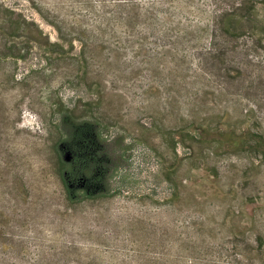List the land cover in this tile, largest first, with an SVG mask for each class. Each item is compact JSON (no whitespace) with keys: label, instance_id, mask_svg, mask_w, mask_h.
I'll list each match as a JSON object with an SVG mask.
<instances>
[{"label":"rangeland","instance_id":"374dc122","mask_svg":"<svg viewBox=\"0 0 264 264\" xmlns=\"http://www.w3.org/2000/svg\"><path fill=\"white\" fill-rule=\"evenodd\" d=\"M220 1L0 0V264H264V148L216 141L264 135V42L211 58ZM57 97L109 129L104 196L65 200Z\"/></svg>","mask_w":264,"mask_h":264},{"label":"trees","instance_id":"16d2710c","mask_svg":"<svg viewBox=\"0 0 264 264\" xmlns=\"http://www.w3.org/2000/svg\"><path fill=\"white\" fill-rule=\"evenodd\" d=\"M6 10L10 15L18 17L14 22L17 24L14 30L19 31L22 23V19H19L21 15L12 10ZM217 12L214 22H211L209 26L211 39L213 40L208 54L211 58L216 60L217 57L221 56L222 60L226 62L228 51L236 50L238 39L249 30L254 31L253 36H256L260 43L264 42V0H239V2L236 0H221ZM66 43L72 45V42L68 41ZM54 46L60 49L63 47L62 44H55ZM6 51V53H3L4 58L17 60L24 58L20 54H14V45L8 44ZM58 53L61 54V52ZM47 60H49V57ZM62 105V101L57 97L54 106L56 109H60L61 112L56 123V138L53 141L52 149L55 156L54 172L59 177L58 180L65 200L67 203H72L80 195L83 198L104 196L106 193H97L95 194L97 196H90L86 194L84 187L79 188L78 186L80 184L83 186L88 185L93 175H97L98 182L107 180L105 177L109 169L104 161L108 158L105 147L108 146L106 143L109 129L93 117L83 119L72 115V112L62 111L63 108H67L64 105L61 107ZM233 135L230 131H223L216 141L234 150L241 149L246 145L253 149L264 148V135L262 134L254 136L252 142H248L245 137ZM91 145L99 150V153L92 157L94 161L99 160V164H95V166H89L88 160L82 157L84 149L91 147ZM66 153L71 156L69 161L65 160ZM165 181L172 185L169 178H165ZM173 189L175 191V186Z\"/></svg>","mask_w":264,"mask_h":264},{"label":"water","instance_id":"95a60500","mask_svg":"<svg viewBox=\"0 0 264 264\" xmlns=\"http://www.w3.org/2000/svg\"><path fill=\"white\" fill-rule=\"evenodd\" d=\"M70 157H71V156H70L69 153H66V154H65V160H66V161H69V160H70Z\"/></svg>","mask_w":264,"mask_h":264}]
</instances>
